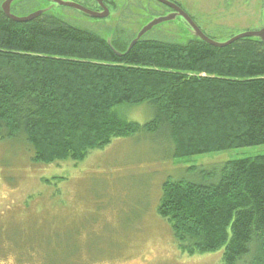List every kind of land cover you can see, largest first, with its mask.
I'll return each mask as SVG.
<instances>
[{
    "label": "trees",
    "instance_id": "1",
    "mask_svg": "<svg viewBox=\"0 0 264 264\" xmlns=\"http://www.w3.org/2000/svg\"><path fill=\"white\" fill-rule=\"evenodd\" d=\"M130 45L47 14L16 23L0 8V139L24 135L35 161L45 163L79 162L141 132L168 133L175 158L264 145L259 39L226 48L198 38L171 44L143 37L128 52ZM142 103L154 111L144 125L114 112ZM189 172L196 182L163 184L158 208L180 250H223L221 264H264V156Z\"/></svg>",
    "mask_w": 264,
    "mask_h": 264
},
{
    "label": "rangeland",
    "instance_id": "2",
    "mask_svg": "<svg viewBox=\"0 0 264 264\" xmlns=\"http://www.w3.org/2000/svg\"><path fill=\"white\" fill-rule=\"evenodd\" d=\"M62 1L97 10V0ZM105 1L113 7L103 19L43 0H27L14 15L26 17L44 10L124 48L148 24L171 15L156 0ZM170 1L217 43L264 25L263 0ZM144 37L187 44L196 36L177 18L157 25ZM114 112L140 125L154 119L148 103L120 105ZM174 155L168 133L141 132L113 139L79 162H36L35 149L24 135L0 139V264H221L223 250L194 256L180 250L171 225L158 214L163 184L169 179L196 182L189 172L193 167L221 168L229 161L264 156V145ZM250 262V258L243 261Z\"/></svg>",
    "mask_w": 264,
    "mask_h": 264
},
{
    "label": "water",
    "instance_id": "3",
    "mask_svg": "<svg viewBox=\"0 0 264 264\" xmlns=\"http://www.w3.org/2000/svg\"><path fill=\"white\" fill-rule=\"evenodd\" d=\"M16 0H7L5 3L2 4V11L3 13L12 21L16 23H29L33 21L34 19H37L38 17L42 16L46 11H37L31 15H28L26 17H19L16 16L12 13V3ZM55 4L64 6V7H69L73 8L75 10H78L84 14H86L88 17L92 19H103L107 18L110 14L109 10L105 7L104 3L102 0H97L98 4L103 8V12H94L91 10L86 9L85 7L75 4V3H70V2H64L62 0H52ZM157 2L169 7L171 10L174 11L169 17L166 18H160L155 20L154 22H151L148 24L144 29L141 30V32L136 36V38L133 40L131 45L128 48V52L148 33L150 32L154 27H156L159 24H162L163 22H167L170 20H175L178 16L182 17L187 24L190 26L192 32L195 34L197 38L200 40L210 44L211 46H214L216 48H226L232 45L233 43L242 40V39H251V38H257L260 39L261 42L264 43V29L259 32H247L243 33L240 35H237L233 37L231 40L225 42V43H217L208 36H206L199 28L198 26L193 22V20L180 8L178 7L175 3L171 2L170 0H156ZM111 44V42H108ZM117 54L121 56V53Z\"/></svg>",
    "mask_w": 264,
    "mask_h": 264
},
{
    "label": "flooded vegetation",
    "instance_id": "4",
    "mask_svg": "<svg viewBox=\"0 0 264 264\" xmlns=\"http://www.w3.org/2000/svg\"><path fill=\"white\" fill-rule=\"evenodd\" d=\"M7 0H0V7H2V4L3 3H5ZM43 1H45V2H48V3H51L50 5L51 6H60V5H57V4H55L52 0H43ZM104 2V5H105V7H107L108 9H110L111 7H113V6H111V4L108 2V1H103ZM27 3V0H16V1H14L13 3H12V12L15 10V9H17V8H19L20 6H22V4H26ZM176 5H178L181 9H182V7L178 4V3H175ZM62 7H64V6H62ZM183 10V9H182ZM97 12H102L103 11V8L98 4V2H97V10H96ZM15 12V11H14ZM171 13H174V11L173 10H171ZM262 14H263V16H262V20H263V22H264V0H263V4H262ZM236 15H240V14H238L237 12H236V14H235V16ZM240 16H242L243 17V15H240ZM179 18H181V19H183L182 17H179ZM246 18H249L248 16H246ZM184 20V19H183ZM185 21V20H184ZM188 25V24H187ZM189 26V25H188ZM190 28V27H189ZM264 29V25L262 26V27H260V28H257V29H247V30H245V31H241L239 34H242V33H247V32H259V31H262ZM238 34V35H239Z\"/></svg>",
    "mask_w": 264,
    "mask_h": 264
},
{
    "label": "bare ground",
    "instance_id": "5",
    "mask_svg": "<svg viewBox=\"0 0 264 264\" xmlns=\"http://www.w3.org/2000/svg\"><path fill=\"white\" fill-rule=\"evenodd\" d=\"M160 4H161V3H160ZM161 5H163V4H161ZM164 6H165V5H164ZM165 7H167V6H165ZM167 8H169V7H167ZM169 9H170V8H169ZM179 17H180V16H178L177 18H179ZM177 18H176V19H177Z\"/></svg>",
    "mask_w": 264,
    "mask_h": 264
}]
</instances>
